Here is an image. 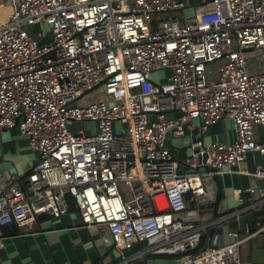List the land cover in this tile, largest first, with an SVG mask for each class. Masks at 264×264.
I'll return each instance as SVG.
<instances>
[{"label":"built area","instance_id":"1","mask_svg":"<svg viewBox=\"0 0 264 264\" xmlns=\"http://www.w3.org/2000/svg\"><path fill=\"white\" fill-rule=\"evenodd\" d=\"M2 4L0 136L17 128L37 157L0 182V246L3 228L60 217L69 197L83 226L107 232L112 264L155 256L254 264L231 227L233 240L194 250L210 229L264 210V195L246 203L234 189L239 207L208 219L183 211L206 194L204 176L241 172L249 152L262 155L249 175L264 180V0H206L187 18L175 14L182 0ZM39 22L48 30L33 34ZM246 51L258 55L255 70ZM98 83L104 95L82 101ZM222 119L232 138H209ZM84 121L93 132L70 128ZM187 131L188 152L178 156L167 136Z\"/></svg>","mask_w":264,"mask_h":264},{"label":"crops","instance_id":"2","mask_svg":"<svg viewBox=\"0 0 264 264\" xmlns=\"http://www.w3.org/2000/svg\"><path fill=\"white\" fill-rule=\"evenodd\" d=\"M182 1L184 5L175 10V14L180 18H187L192 16L195 8L206 0ZM2 6L5 7V11L0 13L1 16L7 11V5L2 4ZM222 123L227 124L228 132L219 127ZM256 130L259 132V127H256ZM232 134V125L228 119H222L211 125L207 131L208 137L216 140H230ZM190 138L188 131L183 136L168 135L166 144L176 155L181 156L188 152ZM36 157L37 154L27 147L26 137L21 135L17 128L5 129L2 132L0 136L1 173L8 170L10 175L20 174ZM261 160L260 153L249 152L246 160L240 165L241 172L217 175L221 183L217 209L239 207L241 202L233 191L234 189L242 191L239 175L241 173L251 177L248 172L252 171ZM241 197L243 202L248 203L250 198L244 197L242 192ZM70 199L68 197V211L60 217L42 214L34 222L23 227L3 228L0 264H112L115 262L117 250L102 241V235L107 232L96 225L83 226ZM210 206L211 203H208L206 208ZM228 224L230 225L231 222ZM236 226L232 229L238 230L240 219Z\"/></svg>","mask_w":264,"mask_h":264},{"label":"water","instance_id":"3","mask_svg":"<svg viewBox=\"0 0 264 264\" xmlns=\"http://www.w3.org/2000/svg\"><path fill=\"white\" fill-rule=\"evenodd\" d=\"M96 84L94 87H96ZM10 173L8 170H4L0 176V182L4 178H8ZM241 180L242 194L246 198H250L252 201H256L264 195L263 185L264 180L256 177H249L247 174L239 175ZM203 182L206 186V194L196 197L193 204L189 205V208L183 211L185 220H198L208 219L216 214L217 206L219 204L221 183L217 175H209L203 177ZM254 188L253 191H249L247 188ZM211 203L209 208L206 205ZM264 231V226L261 225L253 232L245 235L243 241L253 239L256 236L260 239V234ZM209 238V239H208ZM262 238V237H261ZM234 237L230 233V225L224 224L222 227L210 229L207 236L202 241V249H205L208 245H220L233 240ZM249 260L254 264H264V245H253L249 250ZM130 264H177V260L172 256H155L139 258Z\"/></svg>","mask_w":264,"mask_h":264},{"label":"rangeland","instance_id":"4","mask_svg":"<svg viewBox=\"0 0 264 264\" xmlns=\"http://www.w3.org/2000/svg\"><path fill=\"white\" fill-rule=\"evenodd\" d=\"M3 11H5V7L2 6L0 9V13H2ZM48 30V26L44 23V22H39L35 25H33L31 27V32L34 34L37 31H40L42 34L46 33V31ZM246 61L247 64L249 66L250 69L255 70L257 62H258V55L255 52H251V51H246ZM217 62H210L207 64V66L211 67V68H215ZM214 70V69H213ZM104 94L101 91V86L99 85L98 87L94 88L93 90L89 91L84 98L82 99V101H87V100H92V99H99L103 96ZM94 125L95 123L92 121H84V122H79V123H74L70 126V128L73 131H94ZM222 126V127H221ZM221 126H219L220 128H222L224 131L228 132L229 127L227 126V124L222 123ZM115 127H118L117 124H115ZM210 133V131H209ZM231 223H234L237 225V223L234 220L230 221ZM248 235L247 232L245 231L243 234H241V236H245ZM241 251H243L244 249V244L241 245Z\"/></svg>","mask_w":264,"mask_h":264},{"label":"trees","instance_id":"5","mask_svg":"<svg viewBox=\"0 0 264 264\" xmlns=\"http://www.w3.org/2000/svg\"><path fill=\"white\" fill-rule=\"evenodd\" d=\"M71 200V199H70ZM264 224V210L263 208L259 209H251L246 211L245 213L241 214L240 216V227L238 228L239 235L243 234L245 231L247 234L253 232L257 228H259L261 225ZM231 228H236V224L231 223L230 224ZM263 237L260 239H249L246 241H243L240 244V256L243 259H248L249 258V250L251 246L253 245H264V231ZM243 237V236H241ZM244 244V249L241 251V245ZM202 248V243L194 250V252L199 251Z\"/></svg>","mask_w":264,"mask_h":264},{"label":"flooded vegetation","instance_id":"6","mask_svg":"<svg viewBox=\"0 0 264 264\" xmlns=\"http://www.w3.org/2000/svg\"><path fill=\"white\" fill-rule=\"evenodd\" d=\"M262 235H263V233H262V234H260V236H259V237H260V238H261V237H263ZM253 239H254V240H256V239H259V238H258V236H256V237H255V238H253Z\"/></svg>","mask_w":264,"mask_h":264},{"label":"bare ground","instance_id":"7","mask_svg":"<svg viewBox=\"0 0 264 264\" xmlns=\"http://www.w3.org/2000/svg\"><path fill=\"white\" fill-rule=\"evenodd\" d=\"M162 205H164V203H162Z\"/></svg>","mask_w":264,"mask_h":264}]
</instances>
